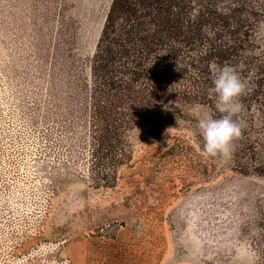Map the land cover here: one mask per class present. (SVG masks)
I'll use <instances>...</instances> for the list:
<instances>
[{"label": "rangeland", "instance_id": "obj_1", "mask_svg": "<svg viewBox=\"0 0 264 264\" xmlns=\"http://www.w3.org/2000/svg\"><path fill=\"white\" fill-rule=\"evenodd\" d=\"M111 2L0 0V264H264V0H208L250 23L251 147L221 164L198 134L213 108H165L127 132L131 157L105 185L44 134L86 104Z\"/></svg>", "mask_w": 264, "mask_h": 264}, {"label": "trees", "instance_id": "obj_2", "mask_svg": "<svg viewBox=\"0 0 264 264\" xmlns=\"http://www.w3.org/2000/svg\"><path fill=\"white\" fill-rule=\"evenodd\" d=\"M194 10L192 0H112L91 58L86 104L44 134L64 162L85 164L95 184L115 183L119 166L131 157L130 129L188 103L209 104L218 117L210 96L218 69L234 65L244 80L250 23L239 5L219 11L207 0ZM254 91L247 89L241 102ZM252 125L251 132L257 130ZM249 142L245 130L236 150L245 152Z\"/></svg>", "mask_w": 264, "mask_h": 264}, {"label": "clouds", "instance_id": "obj_3", "mask_svg": "<svg viewBox=\"0 0 264 264\" xmlns=\"http://www.w3.org/2000/svg\"><path fill=\"white\" fill-rule=\"evenodd\" d=\"M212 85L210 96L219 116L198 117V134L202 138L203 154L226 164L233 158L236 142L243 138L247 126L240 116L244 109L240 98L246 95L247 83L236 66L225 64L214 75Z\"/></svg>", "mask_w": 264, "mask_h": 264}]
</instances>
